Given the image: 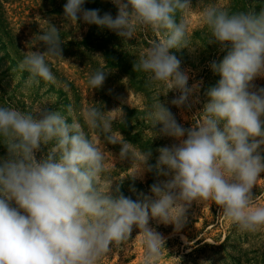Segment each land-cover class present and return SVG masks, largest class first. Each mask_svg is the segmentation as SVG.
<instances>
[{
    "label": "clouds",
    "instance_id": "obj_1",
    "mask_svg": "<svg viewBox=\"0 0 264 264\" xmlns=\"http://www.w3.org/2000/svg\"><path fill=\"white\" fill-rule=\"evenodd\" d=\"M88 0H66L63 20L107 29L130 41L138 30L161 38L139 56L135 70L150 85H162L146 113L155 138L169 145L134 154L113 133V111L92 106L69 121L59 111L25 113L0 106V264H102L114 248L132 239L134 229L143 247L141 264H159L165 239L150 221L179 232L193 202H213L241 232L264 228V206L254 203L253 188L264 173V8L232 12L206 0H110L116 15L86 9ZM199 7L200 23L209 30L207 44L225 53L208 67L220 78L206 91L207 103L196 115L202 119L184 127L165 102L191 111L199 103L202 81L189 86L172 50L194 47L182 18ZM39 34L45 50L27 52L18 67L29 73L28 83L55 84L46 58L62 57L60 31L48 22ZM109 73L90 74L89 87L100 89ZM71 112V109H69ZM119 120L125 123L121 110ZM159 126V127H158ZM95 131L106 145H119L118 163L127 161L128 178L151 175L154 182L142 199L121 191L122 180L107 175L106 156ZM154 161V162H153Z\"/></svg>",
    "mask_w": 264,
    "mask_h": 264
},
{
    "label": "rangeland",
    "instance_id": "obj_2",
    "mask_svg": "<svg viewBox=\"0 0 264 264\" xmlns=\"http://www.w3.org/2000/svg\"><path fill=\"white\" fill-rule=\"evenodd\" d=\"M105 2L112 6L110 0H103L101 2L103 13L110 12L115 16L117 9L107 7ZM191 2L193 6L196 5V0ZM206 2H214L222 7L227 3L225 0ZM88 4L92 5L93 0ZM42 5V0L3 3L6 16L15 27L25 53L36 51L37 48L43 52L45 48L42 42L39 43V34L48 30V22L52 24L53 20L58 21L63 17V7L61 13L55 16L47 14ZM182 18L189 25L188 42L194 49L187 47L174 49L172 54L180 60L181 69L189 72V86L196 81H202L200 92L197 94L199 103L194 104L191 111H183L169 103L178 93L169 92L167 97L161 96L159 99L167 103L178 122L187 128L192 122L203 118L196 113L207 103V89L215 86L220 78L210 71L208 65L213 60L222 59L225 53L219 52L215 44H207L210 32L200 23L199 7ZM72 26L73 30L60 31L62 42L70 39L91 42L106 38L94 51L84 48L78 50L82 56L88 57L85 63H88L86 68L90 69L88 71L84 69L79 65V61L71 62L60 58L56 61L53 58H46L53 63L51 69H59L63 74L52 71L56 77L55 84L43 80L39 84L35 82L29 84V73L25 74L19 67H14L10 59L5 57V51L0 50V105L13 107L25 113H35L38 109L56 110L67 116L69 121L77 118L82 125H84L82 113L89 107L95 106L104 111L116 109L109 113L114 120L113 133L128 144L132 153L141 154L153 149L155 156L156 148L173 143L168 138H155V133L146 118L148 110L157 103V97L165 94L166 90L162 85H150L147 74L135 70L139 56L153 41L161 37L150 30H138L134 39L126 41L95 25L80 23L79 28ZM70 35H73V38ZM105 50L107 51L103 56ZM119 53L121 56H118ZM115 62L120 66L102 69ZM97 70L109 74L100 89L92 90L88 79L90 74ZM60 78L73 82L72 88L60 83ZM254 84L257 87H264V78L257 79ZM121 110L125 123L119 120ZM85 130L90 137L96 138L104 149L107 175L114 180L123 179L122 193L134 201L147 195L154 178L151 175H146L142 180L128 178L133 169L127 161L121 164L116 160L119 145H106L98 133L87 128ZM4 155L6 149L0 147V156ZM252 192L255 205L264 206V173L261 174V179ZM150 226L156 228L165 239V248L161 251L159 264H264V228L255 233L241 232L211 201L203 204L193 202L187 213L186 224L179 232L171 225H158L155 221H150ZM136 235L137 231L134 229L132 239L123 247L114 248L110 258L102 261V264H141L143 247L140 244L141 238Z\"/></svg>",
    "mask_w": 264,
    "mask_h": 264
},
{
    "label": "trees",
    "instance_id": "obj_3",
    "mask_svg": "<svg viewBox=\"0 0 264 264\" xmlns=\"http://www.w3.org/2000/svg\"><path fill=\"white\" fill-rule=\"evenodd\" d=\"M7 1H16V0H0V50L5 51V57L10 59V62L14 67H18L19 63L23 59L24 55L26 54L24 50L22 49V45L20 43V38L18 36V33L15 29V27L12 25V23L9 21L8 17L6 16V12L4 10L3 3ZM43 5L42 7L45 8L47 14H54L59 15L61 13V8L63 7L64 3L66 0H42ZM90 0H88L89 2ZM103 0H93V4L89 5L88 2L85 4L86 9H99L100 13L103 14V9L101 2ZM225 5L223 7H226L232 12L236 11H242V10H248V9H255L259 11L261 8H264V0H225ZM107 7L114 8V6H110L107 2H105ZM59 13V14H58ZM52 24L57 27L59 31L61 30H73L74 27L70 26L69 22H66L63 20V17L61 20H53ZM71 38H73V35H70ZM105 37H102L99 40H94L91 42L83 41V42H78L77 40L70 39L68 41H63L61 48H62V60H69L71 62H78L79 65L83 66L84 69L87 71L90 69L86 68L88 67V63H85L87 60V56H82V53H79L78 50L80 48H84L88 51H94L95 49L100 46V44L103 43ZM96 44V45H95ZM98 44V45H97ZM75 50V51H74ZM107 50L103 52V56L106 53ZM118 56H121L119 53ZM83 58V60H82ZM106 61L108 60L107 57ZM57 60V58H53ZM49 66L53 67V63L51 61H48ZM108 64V61H107ZM120 65L115 62V63H109L106 67L102 68L103 70L105 69H113L117 68ZM54 71L56 74L63 72H60L59 69L54 70L53 68L51 69ZM27 72L25 71V74ZM60 83L62 82L63 84H66L69 88H72L71 86L73 85L70 80L68 81L65 78H60ZM114 92V91H112ZM1 106V105H0Z\"/></svg>",
    "mask_w": 264,
    "mask_h": 264
}]
</instances>
